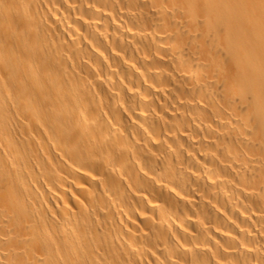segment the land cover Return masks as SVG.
Instances as JSON below:
<instances>
[{"label": "bare ground", "instance_id": "obj_1", "mask_svg": "<svg viewBox=\"0 0 264 264\" xmlns=\"http://www.w3.org/2000/svg\"><path fill=\"white\" fill-rule=\"evenodd\" d=\"M0 264H264V0H0Z\"/></svg>", "mask_w": 264, "mask_h": 264}]
</instances>
